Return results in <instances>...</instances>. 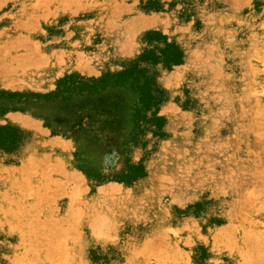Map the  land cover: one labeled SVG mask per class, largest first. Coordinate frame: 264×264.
<instances>
[{"label":"rangeland","instance_id":"rangeland-1","mask_svg":"<svg viewBox=\"0 0 264 264\" xmlns=\"http://www.w3.org/2000/svg\"><path fill=\"white\" fill-rule=\"evenodd\" d=\"M261 10L0 0V196L19 225L0 264L22 241L55 264H264ZM31 146L44 155L32 165ZM101 190L98 237L83 207ZM60 228L74 244L51 240Z\"/></svg>","mask_w":264,"mask_h":264},{"label":"bare ground","instance_id":"bare-ground-1","mask_svg":"<svg viewBox=\"0 0 264 264\" xmlns=\"http://www.w3.org/2000/svg\"><path fill=\"white\" fill-rule=\"evenodd\" d=\"M261 13L262 14H264V11L263 10H261ZM143 26V25H142ZM142 26H140V27H142ZM3 36V35H2ZM2 36L0 37V39L2 38ZM263 39H264V36L262 37ZM7 56V55H6ZM5 61V60H4ZM1 62V61H0ZM33 68V67H32ZM4 70V69H3ZM8 72H10V71H8ZM7 71H6V74H5V72H0V74L1 75H4V77L7 75V73H8ZM17 118H16V122L18 123V124H20V123H22L24 120H21L22 119V117L21 116H16ZM20 122V123H19ZM32 147V149L31 148H29V149H26V147H23L22 149L24 150V151H26L28 154L26 155V157H25V159H26V162L27 163H29V164H34V163H36V161H38V160H40L42 157H44V155L43 154H41L42 152H43V147L42 146H37L36 147V152L40 155V157L38 156V154H37V156L33 153V152H31L32 150L34 151V149H33V146H31ZM30 151V152H29ZM35 155V156H34ZM45 159H47V158H45ZM261 175V174H260ZM180 177V176H179ZM179 177H178V182H180L181 180H179ZM182 177H183V175H182ZM18 180V179H17ZM176 180H177V178H176ZM160 182V181H159ZM158 182V185L160 184V183H163V182H160L159 183ZM183 182H185V180L183 181ZM17 183H18V185H21V184H25L26 183V181L25 180H23V176L22 177H20L19 178V180L17 181ZM16 183V184H17ZM189 184V183H188ZM188 184H187V186H188ZM161 185V187H162V185L163 184H160ZM181 186V185H180ZM190 187V186H189ZM164 188L165 189H169L170 191L173 189L174 190V188H175V185L174 186H172V188H167V186H164ZM163 188V194H160V195H165L166 193L167 194H172V192H173V190L170 192V193H168V190H167V192H164L165 191V189ZM177 188V190L179 189L180 190V188H178V187H176ZM186 188V187H185ZM99 189V188H98ZM102 189V188H101ZM161 190H162V188H160ZM160 189H158V190H160ZM189 189V188H188ZM82 189H79V191L81 192V194H82V192L84 191H81ZM100 190V189H99ZM176 190V191H177ZM77 190H75V192H76ZM80 192H78V193H80ZM97 192H99V191H97ZM162 192H160V193H162ZM77 193V192H76ZM85 193V192H84ZM165 193V194H164ZM182 193V192H181ZM99 194V193H98ZM170 194V195H171ZM77 195V194H76ZM153 196H154V194H152ZM158 195H159V193H158ZM169 195V196H170ZM182 194H180V195H178L179 197L181 196ZM80 196V195H79ZM107 196V191H105V190H101V194H99V195H94V196H91L90 197V199H89V201H84L85 202V204L84 203H82L81 202V204H84V206L85 207H83V208H85V213H86V217L85 218H87L86 220L89 222V224H92V227L94 228V229H96L97 230V232H95L94 234H100V235H98V237L100 236L101 237V235H103L104 233H101V231L103 232L105 229H104V226L108 223L107 221H106V214L107 213H109L110 211V208H111V206L110 205H106L105 204V202H106V197ZM82 197V196H81ZM86 197V196H85ZM108 198H109V196H107ZM174 197H177V196H174L173 195V198ZM179 197H177V198H179ZM77 198V197H76ZM115 198V197H114ZM12 199V200H11ZM81 199V198H80ZM88 199V198H87ZM111 199V198H110ZM4 200V202H6L7 200H9L10 202H13V197L11 198V197H7V195L6 194H2L1 196H0V242H6V239H8V236H11L12 234H16L17 233V229H18V226H17V222L15 221V216H16V214L15 213H13V211H12V209H10V206H8V205H6V204H2V201ZM73 200V199H72ZM82 200V199H81ZM8 201V202H9ZM83 201V200H82ZM9 202V203H10ZM75 202V201H74ZM72 203H73V201H72ZM19 204H20V202H19ZM18 205V204H17ZM21 205V204H20ZM20 205H18V206H20ZM83 206V205H82ZM104 207H105V210H104ZM18 209V208H17ZM24 210H26V209H24ZM34 211V210H33ZM83 210H81V213H84V212H82ZM15 212H16V210H15ZM18 213H19V211H17ZM23 212V211H22ZM27 212V211H26ZM38 212H41V211H39L38 210ZM35 213H37V212H35ZM35 213H34V215H35ZM80 213V212H79ZM20 214H24V213H20ZM20 214H17V215H20ZM33 215V214H32ZM33 215V216H34ZM39 215V214H38ZM21 216V215H20ZM77 216V215H76ZM78 216H82L81 218L79 217V219L80 220H84V216L83 215H81V214H79ZM17 217H19V216H17ZM30 217V216H29ZM71 217H72V214H71ZM70 217V219H71V221H67V222H69L68 223V225H71V228H72V224H70L71 222H72V218ZM75 217V216H74ZM78 218V217H77ZM44 219V218H43ZM47 219V218H46ZM45 219V220H46ZM76 219V218H75ZM18 220V219H17ZM74 222V221H73ZM88 222H87V224H88ZM79 223H81L82 224V222H79ZM84 223H86V221H84ZM104 223H106V224H104ZM20 224V223H19ZM81 224H78V226L79 225H81ZM103 224H104V226H103ZM111 225V224H110ZM110 225H107V227L108 226H110ZM29 226V225H28ZM77 226V225H76ZM85 226H87V225H85ZM69 227V226H68ZM107 227H105V228H107ZM64 228V227H63ZM67 228V227H66ZM77 228V227H76ZM89 228V227H88ZM109 229H110V227H108ZM31 229V228H30ZM34 229V228H33ZM73 229V228H72ZM80 229H81V227H80ZM72 231V230H71ZM94 230L92 229V232H93ZM98 231H100V232H98ZM107 231V230H106ZM105 231V232H106ZM109 231V230H108ZM107 231V232H108ZM74 232V231H73ZM72 232V233H73ZM75 233V232H74ZM85 233V232H84ZM115 233V232H114ZM53 235H54V237H56L55 239H51V240H53V241H56L57 239H59L60 241H63L62 239H65V240H67V241H69V236H67L68 234H69V228L68 229H57V230H55L53 233H52ZM51 234V235H52ZM110 234V233H109ZM74 235V234H73ZM76 235V234H75ZM92 235H93V233H92ZM21 236V235H20ZM82 236V235H81ZM94 236H96V235H94ZM112 236V235H111ZM115 237H116V235H114ZM28 237V236H27ZM42 237V236H41ZM71 237V236H70ZM97 237V236H96ZM106 237V236H105ZM44 238V237H43ZM48 238V237H47ZM72 238H73V236H72ZM75 238V237H74ZM110 238V237H109ZM33 239V238H32ZM31 239V240H32ZM76 239H78V238H76ZM72 240V239H71ZM70 240V241H71ZM37 241V240H36ZM69 241V242H70ZM73 241V244H74V239L72 240ZM69 242H68V244H69ZM81 243V241H78L77 243ZM67 243V242H66ZM75 243H76V241H75ZM21 244V245H20ZM20 246H17V247H19L18 249H17V251L15 252V255L12 257V259L14 260V262L16 263V264H55V262H50L51 260H52V258H53V255L54 254H52V253H49V252H44V253H41V252H39L38 253V250H37V253H35V252H33L32 250H31V245L29 244V243H27V242H25V241H22V242H20ZM33 244V243H32ZM51 244V243H50ZM38 245V244H37ZM52 245V244H51ZM55 245V244H54ZM64 246V245H63ZM80 246V245H79ZM1 247H2V245H1ZM9 247V246H8ZM39 247V246H38ZM51 247H53V246H51ZM56 247V246H55ZM64 248V247H63ZM9 249V248H8ZM37 249V248H36ZM55 249V248H54ZM39 250H40V248H39ZM46 250V249H45ZM65 250H67V249H65ZM75 250H77V249H75ZM43 252V251H42ZM74 252V251H73ZM79 252V251H78ZM237 252V251H236ZM72 253V252H71ZM136 253V252H135ZM135 253H133V252H130L129 253V255H131V256H136V254ZM74 254H75V252H74ZM9 255H11V254H9ZM71 255V254H70ZM245 255V254H244ZM7 256H8V254H7V250H6V248L5 249H2V248H0V260H4V259H6L7 258ZM57 256V255H56ZM79 256V255H78ZM77 255H76V257H78ZM9 257V256H8ZM74 257H75V255H74ZM73 256H72V258H74ZM75 257V258H76ZM68 258H69V256H68ZM79 258H80V256H79ZM78 261H80V260H78ZM60 262V261H59ZM67 262V261H66ZM82 262V261H81ZM81 264V263H80ZM187 264H189V262L187 263Z\"/></svg>","mask_w":264,"mask_h":264}]
</instances>
